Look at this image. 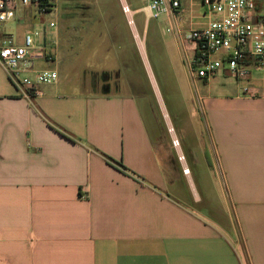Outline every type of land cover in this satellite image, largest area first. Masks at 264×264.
Segmentation results:
<instances>
[{
  "label": "crops",
  "instance_id": "crops-1",
  "mask_svg": "<svg viewBox=\"0 0 264 264\" xmlns=\"http://www.w3.org/2000/svg\"><path fill=\"white\" fill-rule=\"evenodd\" d=\"M201 7L183 3L175 22L187 14L192 24L183 33L206 25ZM16 14L18 37L0 39L22 45L35 30L56 39V60L35 69L60 78L27 98L0 65V264H264L262 77L194 79L175 37L197 130L186 156L151 132L134 95L73 86L63 25L40 23L48 13L36 6Z\"/></svg>",
  "mask_w": 264,
  "mask_h": 264
},
{
  "label": "rangeland",
  "instance_id": "rangeland-1",
  "mask_svg": "<svg viewBox=\"0 0 264 264\" xmlns=\"http://www.w3.org/2000/svg\"><path fill=\"white\" fill-rule=\"evenodd\" d=\"M49 1L51 13L40 23L56 21L65 27L66 75L74 81L73 86L134 95L151 132L171 144L169 128L174 127L187 156V149L196 142L192 134L197 132L188 121L190 89L175 35L164 32L170 25L176 30L191 29L187 14L181 24L180 20L169 22L166 17L148 19L147 11L124 13L123 3L134 10L147 7V0H66L64 4V0ZM129 19L135 24L130 25ZM13 23L14 20L0 25V32L18 37Z\"/></svg>",
  "mask_w": 264,
  "mask_h": 264
},
{
  "label": "built area",
  "instance_id": "built-area-1",
  "mask_svg": "<svg viewBox=\"0 0 264 264\" xmlns=\"http://www.w3.org/2000/svg\"><path fill=\"white\" fill-rule=\"evenodd\" d=\"M186 0H149L148 19L166 17L175 21ZM204 9L207 23L204 27L183 33L173 25L165 29V34L179 36L185 41L191 76L194 79L208 81L221 72L241 81L249 80L254 73L264 81V0L259 10L256 0H196ZM49 0H0V25L16 19L19 4L34 5L40 13L46 14L53 8ZM126 15L133 11L123 3ZM129 24L134 25L133 19ZM56 28V23H51ZM37 40H42L43 51L37 52ZM57 41L46 42L45 33L40 30L30 31L24 36V43L19 45L12 36L0 39V65L6 71L12 85L27 98L40 94V85H51L59 81L56 70H36L35 61L43 58L48 62L56 60ZM32 73L33 75H29ZM246 91H249L247 88ZM175 148H181V141L174 127L169 128ZM179 160L185 162L183 153ZM190 173V169H185Z\"/></svg>",
  "mask_w": 264,
  "mask_h": 264
}]
</instances>
